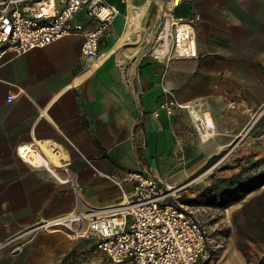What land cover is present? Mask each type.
<instances>
[{"label":"crops","instance_id":"0c3cea01","mask_svg":"<svg viewBox=\"0 0 264 264\" xmlns=\"http://www.w3.org/2000/svg\"><path fill=\"white\" fill-rule=\"evenodd\" d=\"M107 1L121 12L100 39L94 64L82 58L76 35L0 55V244L77 205L69 182L18 157L19 143L48 140L62 147L77 177L81 207L116 203L130 194L134 181L126 178L128 171L167 185L192 180L179 192L193 197L212 177L264 156V127L253 132L250 126L264 107V0L181 1L173 14L191 21L196 55L162 61L147 52L161 0ZM76 18L87 19L83 11ZM164 88L212 127L194 121L186 108L153 115ZM223 150L218 164L210 162ZM78 244L94 241L72 238L63 229L38 231L19 250L0 249V264H63Z\"/></svg>","mask_w":264,"mask_h":264},{"label":"built area","instance_id":"2783aa9c","mask_svg":"<svg viewBox=\"0 0 264 264\" xmlns=\"http://www.w3.org/2000/svg\"><path fill=\"white\" fill-rule=\"evenodd\" d=\"M181 1L158 2L159 25L147 49L157 61L171 56L196 55L191 21L173 14L174 6ZM80 11L85 13L86 20L76 18ZM120 12L117 5L107 0H0V55L7 51L23 53L76 35L82 38V58L94 64L99 57V41L109 32L111 21ZM163 91L165 96L158 109L152 111L153 115L157 116L159 109L170 115L176 109L186 108L194 121L202 124L204 120L205 127H212V122L189 103L178 102L170 89ZM12 97V94L7 95V100ZM229 105L234 107L235 102L232 100ZM246 109L251 111L250 107ZM15 151L24 162L45 167L61 183L69 182L77 205L67 212L41 218L6 239L0 249L13 245L19 250L33 233L63 229L73 237L92 238L96 249L112 263L200 264L199 261L208 255L202 217L211 208L178 199L177 193L192 180L167 185L154 176L128 171L126 178L134 181L130 194H124L116 203L81 207L76 174L69 168L70 159L64 157L60 145L48 140H33L17 144ZM220 156L212 162L214 165L224 155ZM59 170L64 175H60Z\"/></svg>","mask_w":264,"mask_h":264},{"label":"trees","instance_id":"16d2710c","mask_svg":"<svg viewBox=\"0 0 264 264\" xmlns=\"http://www.w3.org/2000/svg\"><path fill=\"white\" fill-rule=\"evenodd\" d=\"M223 153L224 150L212 157L210 162ZM245 196L240 207L231 214L236 245L245 252L250 242H264V156L249 160L228 176L212 177L206 187L184 201L224 209Z\"/></svg>","mask_w":264,"mask_h":264},{"label":"rangeland","instance_id":"374dc122","mask_svg":"<svg viewBox=\"0 0 264 264\" xmlns=\"http://www.w3.org/2000/svg\"><path fill=\"white\" fill-rule=\"evenodd\" d=\"M252 120L250 126H252L253 132H258L264 127V107L254 114ZM177 194H179L178 199L185 202L186 196L184 197L180 192ZM247 196L224 209L211 208L209 213L202 217L207 235L208 255L199 261L200 264H264V242H250L245 252H242L236 245V231L231 214L238 209L233 208L234 205L242 203ZM68 235L72 238H78ZM63 264L119 263L110 262L104 254L96 249L95 244L91 246L78 244V246H73L70 256L66 258Z\"/></svg>","mask_w":264,"mask_h":264},{"label":"bare ground","instance_id":"6f19581e","mask_svg":"<svg viewBox=\"0 0 264 264\" xmlns=\"http://www.w3.org/2000/svg\"><path fill=\"white\" fill-rule=\"evenodd\" d=\"M143 7H144V6H143ZM140 11H141V10L139 9L138 12H137L138 15L140 14ZM137 14H136V15H137ZM133 16H134V15H133ZM132 20H134V19H132ZM131 25H132V21L130 20V26H131ZM130 26H129V27H130ZM127 35H129V28H128ZM103 59H104V58H103Z\"/></svg>","mask_w":264,"mask_h":264},{"label":"water","instance_id":"95a60500","mask_svg":"<svg viewBox=\"0 0 264 264\" xmlns=\"http://www.w3.org/2000/svg\"><path fill=\"white\" fill-rule=\"evenodd\" d=\"M17 250V249H16Z\"/></svg>","mask_w":264,"mask_h":264}]
</instances>
